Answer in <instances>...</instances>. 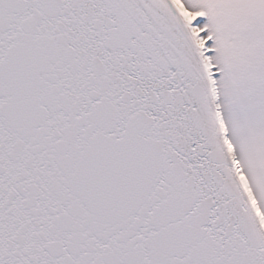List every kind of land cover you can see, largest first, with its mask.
Instances as JSON below:
<instances>
[{"label":"snow or ice","instance_id":"snow-or-ice-1","mask_svg":"<svg viewBox=\"0 0 264 264\" xmlns=\"http://www.w3.org/2000/svg\"><path fill=\"white\" fill-rule=\"evenodd\" d=\"M0 264H264V0H0Z\"/></svg>","mask_w":264,"mask_h":264}]
</instances>
